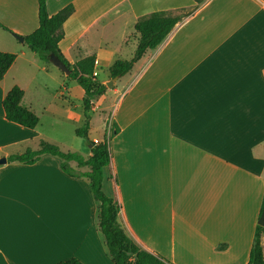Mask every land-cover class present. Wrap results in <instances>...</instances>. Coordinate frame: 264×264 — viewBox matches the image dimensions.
<instances>
[{
	"label": "crops",
	"instance_id": "crops-1",
	"mask_svg": "<svg viewBox=\"0 0 264 264\" xmlns=\"http://www.w3.org/2000/svg\"><path fill=\"white\" fill-rule=\"evenodd\" d=\"M67 4L58 48L69 64L94 56L93 80L106 86L87 138L117 129L102 190L119 205V226L172 264H246L264 196V0H46L47 13ZM188 9L128 72L110 75L115 60L134 54L138 18ZM0 23L19 43L0 32V51L15 54L0 80V157L56 143L41 125L46 116L76 123L66 149L54 145L87 158L91 145L74 132L84 122L82 88L13 35L37 27V0H0ZM14 85L38 117L33 128L4 116ZM60 162L43 153L0 164V264H114L89 180ZM261 245L264 257V229Z\"/></svg>",
	"mask_w": 264,
	"mask_h": 264
},
{
	"label": "trees",
	"instance_id": "trees-1",
	"mask_svg": "<svg viewBox=\"0 0 264 264\" xmlns=\"http://www.w3.org/2000/svg\"><path fill=\"white\" fill-rule=\"evenodd\" d=\"M73 7L67 4L56 13L49 15L46 9V0H37L38 25L30 33L23 35V43L33 51L38 58L45 62L49 61V55H56L69 69L66 76L74 80L83 90L82 106L84 122L77 127L76 135L84 137L91 145L90 154L87 158L77 151H62L56 145L46 141H40L37 149H26L22 153L10 154L7 161L20 163H33L43 153L55 155L61 159L60 168L70 176L86 177L89 180V188L93 198L98 202V226L103 235L104 242L114 264H172L163 256L141 248L128 237L117 221L119 205L113 198L107 196L102 190L103 168L111 159L110 139L117 129H111L109 133L98 142L87 138L89 118L94 100L101 95L106 86L97 84L93 80L94 56H86L69 64L58 48V41L63 35L62 24L71 14ZM192 9L179 12L154 11L141 16L134 23V31L137 33V44L133 56L130 59L115 60L109 67L112 77L121 76L128 72L133 63L138 60L146 49H152L158 45L171 28L184 16L191 13ZM0 27L10 31L0 23ZM15 59V54L0 51V80ZM23 90L12 86L2 100L4 116L7 120L15 122L27 128H33L37 122V115L21 105ZM70 161L76 162L78 167L86 166L87 170H77L69 165ZM264 203V196L261 209ZM264 224H256L253 241L246 264H264L261 235ZM56 264H82L76 258H69Z\"/></svg>",
	"mask_w": 264,
	"mask_h": 264
},
{
	"label": "rangeland",
	"instance_id": "rangeland-1",
	"mask_svg": "<svg viewBox=\"0 0 264 264\" xmlns=\"http://www.w3.org/2000/svg\"><path fill=\"white\" fill-rule=\"evenodd\" d=\"M0 32H3V31H0ZM10 33L13 34L14 32H10ZM3 34H5L6 37H8L12 42H14V44H19V43H17V41L15 39H13V37L11 35H9V33L3 32ZM23 45H25V44L23 43ZM25 48H27L26 50H30L26 45H25ZM37 57H36V59H34V63L40 64V61ZM25 68L27 70L31 71V67L26 66ZM36 68H37L36 66H33L35 73H37ZM19 81H20V83H23L24 85L29 84L27 80L26 81L23 80V82H22V79H20ZM74 85L76 88H78L80 90V87L76 83H74ZM59 94H60V91L58 92V95ZM41 125L43 128H46V129H48V131L52 132L53 136H49V137L56 142L54 144L59 145V143H60L62 145L61 147L66 149V147H67L66 145L69 143V138L72 135V127H73V125H76V123L74 121H68V120H65L63 118H58L57 120H51L48 117L44 116L41 119ZM81 125H79V126H81ZM94 126H95V128H93L92 133L98 134L99 130L96 128L95 119H94Z\"/></svg>",
	"mask_w": 264,
	"mask_h": 264
},
{
	"label": "water",
	"instance_id": "water-1",
	"mask_svg": "<svg viewBox=\"0 0 264 264\" xmlns=\"http://www.w3.org/2000/svg\"><path fill=\"white\" fill-rule=\"evenodd\" d=\"M13 35H14V37L17 40L23 41V36L18 35V34H13ZM49 61L51 62V64L56 66L59 70H61L65 74L69 73L70 69L56 55L50 54L49 55ZM106 85L109 86L110 84L106 83ZM5 161H6V157H4V156L0 157V164L4 163ZM257 224H259V225H263L264 224V203H263L262 210H261V213L259 215V218L257 220Z\"/></svg>",
	"mask_w": 264,
	"mask_h": 264
},
{
	"label": "built area",
	"instance_id": "built-area-1",
	"mask_svg": "<svg viewBox=\"0 0 264 264\" xmlns=\"http://www.w3.org/2000/svg\"><path fill=\"white\" fill-rule=\"evenodd\" d=\"M261 77L264 79V68L261 70ZM97 142V140H95Z\"/></svg>",
	"mask_w": 264,
	"mask_h": 264
}]
</instances>
